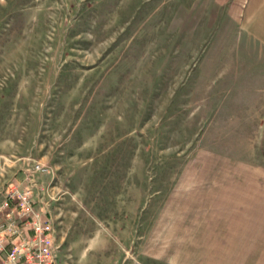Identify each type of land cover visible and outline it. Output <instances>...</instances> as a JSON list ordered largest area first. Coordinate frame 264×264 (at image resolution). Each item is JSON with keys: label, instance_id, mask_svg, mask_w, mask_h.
Returning a JSON list of instances; mask_svg holds the SVG:
<instances>
[{"label": "rangeland", "instance_id": "rangeland-1", "mask_svg": "<svg viewBox=\"0 0 264 264\" xmlns=\"http://www.w3.org/2000/svg\"><path fill=\"white\" fill-rule=\"evenodd\" d=\"M237 12L0 0V199L43 164L58 264H198L201 215L264 194V44Z\"/></svg>", "mask_w": 264, "mask_h": 264}, {"label": "crops", "instance_id": "crops-1", "mask_svg": "<svg viewBox=\"0 0 264 264\" xmlns=\"http://www.w3.org/2000/svg\"><path fill=\"white\" fill-rule=\"evenodd\" d=\"M213 1L222 10L230 7L238 11L232 18L233 25L240 21L239 26L248 28L250 43L264 44V0ZM225 202L227 205L201 215L199 262L194 263L264 264V194L235 195L230 205Z\"/></svg>", "mask_w": 264, "mask_h": 264}, {"label": "built area", "instance_id": "built-area-1", "mask_svg": "<svg viewBox=\"0 0 264 264\" xmlns=\"http://www.w3.org/2000/svg\"><path fill=\"white\" fill-rule=\"evenodd\" d=\"M41 162L26 169L0 199V264H58L59 230L37 176Z\"/></svg>", "mask_w": 264, "mask_h": 264}]
</instances>
